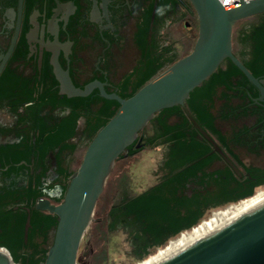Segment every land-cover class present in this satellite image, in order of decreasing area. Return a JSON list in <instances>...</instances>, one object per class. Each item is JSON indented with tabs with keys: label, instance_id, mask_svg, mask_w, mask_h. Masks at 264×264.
Listing matches in <instances>:
<instances>
[{
	"label": "flooded vegetation",
	"instance_id": "1",
	"mask_svg": "<svg viewBox=\"0 0 264 264\" xmlns=\"http://www.w3.org/2000/svg\"><path fill=\"white\" fill-rule=\"evenodd\" d=\"M152 2L0 0V208L3 211L13 208L18 214H24V211L30 214L40 199H50L56 204L63 202L66 194L63 186L68 178L61 169H78L73 168L70 161V155L77 150L74 153L65 151L60 158L56 156L60 153L59 148L43 154L42 145L36 142L37 116L31 114L30 119H26L27 111L32 113L36 111L38 102L44 103L46 107L42 109L40 117L49 127L54 123V118L60 120L71 112V107L65 105L52 109V98L57 102L70 98L61 93L56 63L70 73L76 86L84 87L99 80L105 83L108 92L124 90L120 83L141 56L135 34ZM182 16L183 19L188 18L184 8L179 6L174 13H168L154 24L148 39L162 34L161 29L167 23ZM257 17V22L245 27L247 32L252 31L253 25L261 26L264 17L261 14ZM186 24L191 23L186 21ZM136 51L138 56L135 57L133 53ZM129 63L131 65L127 67ZM255 89L257 94L253 99L234 97L237 109L232 113L230 107L226 108L224 113L230 116L218 119L220 131L210 134L239 171L205 137L211 144L205 155L206 160H210L205 169L208 174L205 183L211 184L209 189L213 190L212 183L227 184L230 172L239 177L232 182L230 198L210 206L206 213L223 205H238L241 197L250 190L257 194L258 190L264 188V98L260 99L262 92L258 87ZM131 90L129 86L124 91ZM92 94L101 95V91L95 88ZM223 103L219 101V106ZM22 118H25L24 123ZM85 127L86 118L80 117L72 138L78 147L76 138L88 141L84 134ZM166 149L162 166L164 175L161 178L168 172L165 164L171 149L167 145ZM222 172L226 174L219 178ZM200 184L191 179L182 191L188 197H193L198 190L204 191ZM136 195H116L113 202L120 205L124 198ZM123 219L136 226V232L142 229V224L134 221L133 214L119 217L118 223ZM50 232L45 243L40 240L47 248L52 244ZM134 240L136 242L135 234ZM138 245L136 243L135 247ZM154 247L159 248L153 244L148 249ZM133 255L137 259L135 252Z\"/></svg>",
	"mask_w": 264,
	"mask_h": 264
},
{
	"label": "trees",
	"instance_id": "2",
	"mask_svg": "<svg viewBox=\"0 0 264 264\" xmlns=\"http://www.w3.org/2000/svg\"><path fill=\"white\" fill-rule=\"evenodd\" d=\"M179 6L184 8L188 15L187 21L191 23L184 25L191 50L183 56L179 55L172 43H167L163 34L148 39L154 24L168 13H174ZM261 16L264 17V13ZM252 28L251 32H247L246 28L242 29L239 39L243 49L240 53L235 50L234 52L255 76L262 78L264 77V21L261 26L253 25ZM198 36V14L190 0H153L135 34V43L141 51V56L120 83L124 90L129 86L132 90L130 92L121 90L118 94L124 98L134 95L161 71L188 55L193 50ZM255 88L256 86L243 71L228 58L207 80L191 92L186 105L203 128L213 135L220 131L217 120L230 116L224 113V110L230 107L233 113L237 109L234 106V97L253 99L257 94ZM219 101H224L221 107ZM52 102L53 110L59 105H65L71 107V112L60 120L54 118V123L49 127L40 117L42 109L46 107L40 101L36 105V111L32 113L27 111L25 118L30 119L31 114H36V142L39 146L42 145L43 154L59 148L60 153L56 154L57 158H60L65 151L74 153L77 150L78 143L73 142L72 138L76 134L80 117L86 118L84 134L90 143L120 108L117 100L107 99L100 94L70 97L63 102H57L52 98ZM25 118H22V123ZM172 118H175V121H172ZM150 123L154 124V133L146 136L147 127L140 132L139 137L129 147L128 154L118 158L107 182L108 186L114 173L146 148L160 144L170 147L169 159L165 164V167H168L167 174L136 196L124 198L120 205H115L112 201L106 212V226L109 230L117 228L119 217H127L130 214L134 215V221L142 224V229L135 233L136 243L139 245L134 249L140 262L155 255L154 250L148 249L153 244L162 248L171 237L177 234H189L199 228L207 208L228 200L233 189L232 182L239 178L235 173L230 172L227 184L212 183L215 188L209 189L211 184L205 183L208 176L205 169L210 164V160H206L205 155L209 152L211 144L194 127L182 105L163 109ZM139 144L141 147H138ZM74 171L76 170L68 167L61 169L62 174L68 178V182L63 186L64 192L67 191L70 176ZM199 172L203 174L200 175ZM222 174L226 172H222L219 178H223ZM191 179L200 182L204 191L198 190L193 197H188L182 190L186 182ZM214 191L216 194H213ZM255 195L256 192L250 190L239 202L242 203ZM3 212L5 211L0 208V248H5L16 264H44L49 248L43 246L40 240L45 243L51 229L58 226L57 215L33 206L30 213L32 226L26 242L25 226L29 214L26 211L24 214H18L13 208ZM96 215L94 222L97 221ZM97 243H93L96 251L101 248L98 240Z\"/></svg>",
	"mask_w": 264,
	"mask_h": 264
},
{
	"label": "water",
	"instance_id": "3",
	"mask_svg": "<svg viewBox=\"0 0 264 264\" xmlns=\"http://www.w3.org/2000/svg\"><path fill=\"white\" fill-rule=\"evenodd\" d=\"M190 1L199 19V36L193 50L153 77L131 97L108 92L105 83L99 80L84 87L76 86L70 73L59 63L55 64L61 93L83 97L99 88L103 97L117 100L120 108L89 143L80 167L70 176L63 202L56 204L50 199H40L36 204L37 209L56 214L58 219V226L50 232L52 244L44 264H76L77 252L93 222L98 201L118 158L128 154L140 132L165 108L182 105L194 127L239 171L191 114L186 102L191 92L228 58L261 90L260 99L264 98V79L255 76L235 54L233 42L237 23L263 14L264 0L242 1L234 7H225L219 0ZM31 226L29 214L25 226L26 242ZM0 264H16L5 248H0ZM162 264H264V206Z\"/></svg>",
	"mask_w": 264,
	"mask_h": 264
},
{
	"label": "rangeland",
	"instance_id": "4",
	"mask_svg": "<svg viewBox=\"0 0 264 264\" xmlns=\"http://www.w3.org/2000/svg\"><path fill=\"white\" fill-rule=\"evenodd\" d=\"M257 18V16L246 18L236 26L234 32V50L236 52L240 53L243 49V45L239 39L242 29L257 22ZM187 20L188 18L183 19L182 16L181 19L178 18L170 21L165 25V27L161 29L164 39L167 41V43H172L174 45L180 56H183L187 51L191 50V45H189L188 42L189 38L186 35V29L184 26ZM134 55L135 57L138 56V52H134L133 56ZM131 63H129L127 67H129ZM172 121H175V118H172ZM146 127L147 135L154 133L153 123L148 124ZM76 140L79 142V147L74 154L70 155V161L73 168H78L79 163L83 160L89 145L88 141L83 140L82 138H76ZM166 152L167 149L165 144H160L156 147H148L138 156L131 159L127 165H124L121 167V169L114 173L110 180V184L107 186L104 192V195L101 197V199H99L100 201H98L95 212V214H97V221L94 222L95 218L93 219L87 235L79 247L76 264L142 263L138 261V259H136V257L133 255L134 248L136 246L134 234L137 230V227L131 226L125 219H123L120 220L116 229L109 230L106 226V212L115 195L122 196L124 194H138L158 182L164 175L162 166L166 157ZM263 191L264 188L258 190L256 195ZM238 205H223L209 210L203 219L202 225L214 219L218 215L237 207ZM202 225H200V227ZM186 235L188 234H180L177 237H173L164 247H154L152 250H154L155 254H157L159 251L168 248L173 243L180 241ZM97 240L101 243V248L98 251L93 248V243H97ZM91 257L93 258L91 259Z\"/></svg>",
	"mask_w": 264,
	"mask_h": 264
},
{
	"label": "bare ground",
	"instance_id": "5",
	"mask_svg": "<svg viewBox=\"0 0 264 264\" xmlns=\"http://www.w3.org/2000/svg\"><path fill=\"white\" fill-rule=\"evenodd\" d=\"M262 206H264V191L258 193V195L253 198L247 199L245 202H242V204L240 203L237 207L218 215L195 231L183 237L180 241L159 251L157 254L151 256L140 264H162Z\"/></svg>",
	"mask_w": 264,
	"mask_h": 264
},
{
	"label": "built area",
	"instance_id": "6",
	"mask_svg": "<svg viewBox=\"0 0 264 264\" xmlns=\"http://www.w3.org/2000/svg\"><path fill=\"white\" fill-rule=\"evenodd\" d=\"M219 1L225 7H234L241 4L242 1H250V0H219Z\"/></svg>",
	"mask_w": 264,
	"mask_h": 264
}]
</instances>
